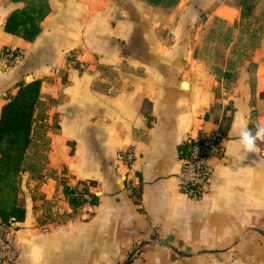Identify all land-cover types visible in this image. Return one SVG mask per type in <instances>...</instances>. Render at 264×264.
Wrapping results in <instances>:
<instances>
[{"label": "crops", "instance_id": "0c3cea01", "mask_svg": "<svg viewBox=\"0 0 264 264\" xmlns=\"http://www.w3.org/2000/svg\"><path fill=\"white\" fill-rule=\"evenodd\" d=\"M27 1L0 0V109L21 80L41 81L39 99L65 94L45 163L19 174L17 264H264V156L242 153L237 135L264 122V30L239 26L241 0H207L208 19L172 30L169 7L146 0H48L33 41L4 30ZM202 131L222 152L194 200L176 188L178 147ZM79 181L98 202L73 210L63 188Z\"/></svg>", "mask_w": 264, "mask_h": 264}, {"label": "trees", "instance_id": "16d2710c", "mask_svg": "<svg viewBox=\"0 0 264 264\" xmlns=\"http://www.w3.org/2000/svg\"><path fill=\"white\" fill-rule=\"evenodd\" d=\"M151 4L174 6L178 0H146ZM242 1V0H241ZM48 0H28L26 5L12 11L4 23V30L16 34L27 41H33L39 34L40 22L49 13ZM244 7L241 15L244 13ZM41 81H19L14 94L8 96L0 109V220L6 223L10 218L24 219L25 209L18 197L19 174L27 169L26 158L33 143L36 107L40 98ZM251 124H249V127ZM189 143L182 142L179 155L186 153ZM64 193L73 210L82 204L95 205L97 196L89 193V199L73 195L74 187L64 186ZM138 191V190H137ZM138 203L139 193H133ZM144 242V241H143ZM142 242V243H143ZM137 246H131L136 248ZM142 252L139 249L132 257Z\"/></svg>", "mask_w": 264, "mask_h": 264}, {"label": "built area", "instance_id": "2783aa9c", "mask_svg": "<svg viewBox=\"0 0 264 264\" xmlns=\"http://www.w3.org/2000/svg\"><path fill=\"white\" fill-rule=\"evenodd\" d=\"M1 56L7 64H12L18 59V52L12 48H4ZM82 66V65H81ZM183 142L189 143L185 154L179 155L180 167L176 176V188L191 199H201L208 189L214 167L211 158L219 157L222 148L220 136L215 132H199L196 136H188ZM264 156V144L260 148ZM120 159L125 164H130L134 159V150L125 148L120 153ZM89 183L77 182L73 195H80L89 199ZM18 221L10 218L6 223L0 220V264H17L18 247L16 244L15 230Z\"/></svg>", "mask_w": 264, "mask_h": 264}, {"label": "rangeland", "instance_id": "374dc122", "mask_svg": "<svg viewBox=\"0 0 264 264\" xmlns=\"http://www.w3.org/2000/svg\"><path fill=\"white\" fill-rule=\"evenodd\" d=\"M187 1V0H186ZM184 5L178 6L177 3L174 6H169V10L166 12L169 13L170 19V30L174 29L177 21L184 17L187 24L192 27V24L196 23V26L199 23H202L206 19H208V15L211 6H209V1L207 0H188ZM257 0H242L241 1V10L244 7V13L240 17L239 26L241 28H246L247 33L251 32L250 28H255L257 25L262 27L264 30V6H256ZM166 7V6H165ZM221 29V34H231L233 28L226 27L224 23L219 25ZM170 35H172V31H170ZM189 38L191 39L190 43L193 46L195 42V30H191ZM224 36V35H223ZM171 37V36H170ZM227 41V39H226ZM207 47L209 44L207 42ZM76 68L83 70L84 65L82 66L80 62L76 64ZM82 68V69H81ZM61 84L64 85L67 83L66 75L61 74L59 76ZM60 86V93L58 96L51 97L48 93H44L41 95V99H39V103L36 107V118L34 124V135H33V143L28 151V158H26L27 164H32L33 162L38 165L45 163L46 153L49 151V143H50V134L56 133L59 129V125L57 123V114L52 111L53 107H55L56 103H62L64 100V94L62 92V86ZM69 147L72 146L71 143L67 144ZM80 182V181H79ZM137 190H134L133 193H137ZM19 193V190H18ZM19 195V194H18ZM85 204L78 206L77 208L82 207ZM76 208V209H77ZM75 209V210H76Z\"/></svg>", "mask_w": 264, "mask_h": 264}, {"label": "clouds", "instance_id": "9594fccd", "mask_svg": "<svg viewBox=\"0 0 264 264\" xmlns=\"http://www.w3.org/2000/svg\"><path fill=\"white\" fill-rule=\"evenodd\" d=\"M238 144L240 151L244 154H259L258 141L264 143V122L255 121L251 128L243 125L238 130Z\"/></svg>", "mask_w": 264, "mask_h": 264}, {"label": "water", "instance_id": "95a60500", "mask_svg": "<svg viewBox=\"0 0 264 264\" xmlns=\"http://www.w3.org/2000/svg\"><path fill=\"white\" fill-rule=\"evenodd\" d=\"M186 81L185 80H182L181 81V88H185V86H183V84L185 83ZM160 243H162V244H164V245H168V246H170L168 243H166V242H163V241H159ZM170 247H172V246H170ZM173 248V247H172ZM127 262V261H126Z\"/></svg>", "mask_w": 264, "mask_h": 264}, {"label": "bare ground", "instance_id": "6f19581e", "mask_svg": "<svg viewBox=\"0 0 264 264\" xmlns=\"http://www.w3.org/2000/svg\"><path fill=\"white\" fill-rule=\"evenodd\" d=\"M186 84H187V83L185 82V83L183 84V86H185V87H186Z\"/></svg>", "mask_w": 264, "mask_h": 264}]
</instances>
